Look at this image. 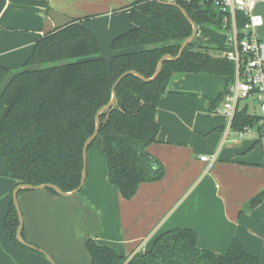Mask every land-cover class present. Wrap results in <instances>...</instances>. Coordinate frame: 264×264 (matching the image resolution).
<instances>
[{
  "label": "crops",
  "instance_id": "crops-1",
  "mask_svg": "<svg viewBox=\"0 0 264 264\" xmlns=\"http://www.w3.org/2000/svg\"><path fill=\"white\" fill-rule=\"evenodd\" d=\"M119 1L0 0V65L18 69L35 41L55 28L49 9L72 19L89 16L81 23L106 50L108 55L100 56L108 61L111 40L133 26L126 7L135 0ZM200 27L208 26H197L194 45L207 47L202 42L210 40L204 39ZM222 47L223 38L207 48ZM227 84L224 74L180 72L170 79L155 112L157 141L146 148L161 162L164 175L140 183L131 198H122L109 182L101 137L87 150V174L77 193L18 192L22 238L44 250L55 264H92L88 238L126 256L127 264L135 254L150 250L161 233L190 228L201 249L220 254L236 241L264 264V197L256 205L249 203L264 190V138L252 122L249 132L238 136L232 126L236 111L252 112L239 102L232 118L222 112ZM200 155L214 159L200 160ZM13 185L0 149V264H52L6 233L4 218Z\"/></svg>",
  "mask_w": 264,
  "mask_h": 264
},
{
  "label": "trees",
  "instance_id": "trees-1",
  "mask_svg": "<svg viewBox=\"0 0 264 264\" xmlns=\"http://www.w3.org/2000/svg\"><path fill=\"white\" fill-rule=\"evenodd\" d=\"M175 2L197 26H220V15L208 4L199 0ZM126 8L133 26L111 40L113 55L108 61L100 56L98 42L82 25V19L74 18L70 24L40 36L18 69L0 65V149L6 175L14 180L12 189L19 183H52L63 191L76 188L83 143L94 131L96 111L110 100L116 78L127 70L152 76L159 58L175 56L191 34V24L175 6L135 0ZM196 47L200 46L192 41L177 59L164 60L151 81L135 75L123 77L115 87V103L100 115L97 137L102 139L108 179L124 199L131 198L140 183L157 181L164 175L161 162L146 148L157 141L155 112L172 73L224 74L227 83L232 79V64L224 56ZM251 122L252 116L243 108L236 111L232 126L241 129ZM263 197L264 190L249 203L256 205ZM17 225L10 201L4 228L8 237L22 246L15 238ZM86 249L92 264H123L127 259L92 238L87 239ZM127 264L261 263L236 241L214 254L198 247L194 230L174 228L158 235L150 250L135 254Z\"/></svg>",
  "mask_w": 264,
  "mask_h": 264
},
{
  "label": "built area",
  "instance_id": "built-area-1",
  "mask_svg": "<svg viewBox=\"0 0 264 264\" xmlns=\"http://www.w3.org/2000/svg\"><path fill=\"white\" fill-rule=\"evenodd\" d=\"M199 1L220 15L219 28L224 34L222 56L233 67L232 79L221 103L222 112L232 118L239 100H250L252 126H256L264 138V41L255 32L256 27L264 24V19L254 12L258 0ZM252 126L238 129V136L249 132ZM199 158L213 160L214 156L200 155Z\"/></svg>",
  "mask_w": 264,
  "mask_h": 264
},
{
  "label": "water",
  "instance_id": "water-1",
  "mask_svg": "<svg viewBox=\"0 0 264 264\" xmlns=\"http://www.w3.org/2000/svg\"><path fill=\"white\" fill-rule=\"evenodd\" d=\"M157 1L161 4L175 6V7L179 8L181 13L183 14V16L188 20V22L192 26L191 34L183 40V42L181 43L180 48L178 50V53L175 56H172L170 54H164L159 58V60L156 64L155 71L152 74V76L145 77L135 70H127V71L123 72L122 74H120L116 78V80L114 81V83L111 87L110 100L106 104L101 106L96 111L95 117H94V119H95L94 131L89 137L86 138V140L83 143L81 178H80V182H79L78 186L76 188L70 190V191H63L57 185L52 184V183H41V184H37V185H32V184H28V183H19L11 191V201L15 207L17 217H18V225H17L16 230H15V238H16L17 242L19 244H21L22 246H25V247H28V248H31V249H34V250L41 252L42 254H44L46 256V258L52 264H55V262L52 260V258L44 250L37 248L35 245H33L29 242H26L21 236L23 219H22V213H21L18 198H17L18 192L22 189H25V190L53 189L55 192H57L58 194L63 195V196L72 195V194L77 193L81 189V187L83 186L85 178H86V174H87V150H88V146L93 140H95V138L98 135V131L100 128V115H101V113L108 110L115 103V100H116L115 87H116V85L121 81V79L123 77H125L127 75H135L136 77H138L142 81H147V82L153 80L158 75V73L160 72L163 61L166 59H171V60L177 59L181 55L183 49L193 40V38L195 37L196 32H197V25L187 15L186 11L179 4H177L175 1H168V0H157ZM48 16L52 19L55 28H61L63 26L70 24L73 21V19L71 17L66 16V15H64V14H62L56 10H53V9L48 10ZM177 73H179V72L172 73L170 79L173 76H175ZM170 79H169V81H170ZM169 81H168V83H169ZM166 89H168V85H167Z\"/></svg>",
  "mask_w": 264,
  "mask_h": 264
},
{
  "label": "rangeland",
  "instance_id": "rangeland-1",
  "mask_svg": "<svg viewBox=\"0 0 264 264\" xmlns=\"http://www.w3.org/2000/svg\"><path fill=\"white\" fill-rule=\"evenodd\" d=\"M119 2H121V0ZM100 5H103V4H100ZM96 9H97V7H96ZM113 11L115 13L117 11V8H115V10H113ZM254 12L261 14V16L264 19V0H258L257 4L255 6ZM88 17L89 16H86L83 19H87ZM207 26L208 27H200L199 28L200 29V32L203 33L202 35H203L204 39L210 40V42H208L209 44H207V42L204 40L205 42H202L203 45H207V47H209V45H219V44H221V41H222V38H223V32H222V30L216 29L211 24H207ZM255 32H256L257 36L264 41V24L261 25V26L256 27L255 28ZM196 40H198V39H196ZM99 41H100L99 43H101V41H102L101 38H100ZM194 43H195V45L197 44L196 42H194ZM100 48H101V46H100ZM196 48L202 49V47H196ZM108 49L110 51H112L111 50V47H110V43L108 45ZM208 49L211 50V48H208ZM99 54H101V56L108 55V53L106 52V50H104V49L102 50V48L100 49V53ZM244 104H247L248 105V109L251 110L250 108H252L251 107L252 104H251L250 100H248V99H240L239 100V106L241 107ZM97 140H99V139L98 138L95 139V141L89 147V149L91 147H93V146L96 145V141Z\"/></svg>",
  "mask_w": 264,
  "mask_h": 264
},
{
  "label": "flooded vegetation",
  "instance_id": "flooded-vegetation-1",
  "mask_svg": "<svg viewBox=\"0 0 264 264\" xmlns=\"http://www.w3.org/2000/svg\"><path fill=\"white\" fill-rule=\"evenodd\" d=\"M193 41V40H192ZM191 41V42H192ZM222 50H223V47L222 48H217L215 50H210V53L214 56H222Z\"/></svg>",
  "mask_w": 264,
  "mask_h": 264
}]
</instances>
